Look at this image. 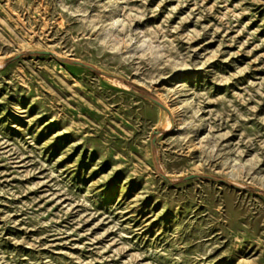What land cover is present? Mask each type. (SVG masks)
<instances>
[{
	"label": "rangeland",
	"instance_id": "obj_1",
	"mask_svg": "<svg viewBox=\"0 0 264 264\" xmlns=\"http://www.w3.org/2000/svg\"><path fill=\"white\" fill-rule=\"evenodd\" d=\"M0 264H264V0H0Z\"/></svg>",
	"mask_w": 264,
	"mask_h": 264
}]
</instances>
